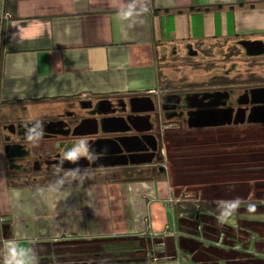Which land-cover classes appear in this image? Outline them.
<instances>
[{"label": "crops", "instance_id": "1", "mask_svg": "<svg viewBox=\"0 0 264 264\" xmlns=\"http://www.w3.org/2000/svg\"><path fill=\"white\" fill-rule=\"evenodd\" d=\"M256 1L264 0H16L15 15L5 12L3 16L0 174L4 172L7 179V162L12 158L25 171L23 160L41 154L36 148L41 139L33 143L25 135L34 125L36 133L45 132L41 124L49 125L46 133H59L49 128L72 132L74 139L59 146L63 155L82 137L87 139L90 131L71 125L86 116L79 110L85 109L82 102L115 95L155 98L161 95V81L167 85L172 79L188 81L175 84L177 90L192 88L201 82L193 79V73L207 74L208 70L189 60L199 58L198 44L208 48L238 41L247 53L246 44L254 42L261 44L257 54L264 52V7L240 6ZM131 3L135 4L134 14L120 18V10ZM207 5L215 9L171 16L157 12ZM256 32L261 34L252 35ZM246 33L251 35L242 36ZM66 116L73 119L52 125ZM97 129L111 132L99 123ZM185 130L190 133V145H165L167 155L173 151L176 162L189 159L191 169L183 170L185 181L205 184L204 191L209 183L206 200L229 204L239 197L242 201L224 223L217 215L201 216L213 241L226 234L224 246L206 248L202 241L163 231L165 224L170 229L177 226L169 206L167 174L124 181L104 175V170H87L90 175H82V180L67 179L70 183L66 181L59 192L50 190L52 182L23 183V177L18 183L0 180L3 255L5 242L15 240L31 247L39 264H127L136 259L140 263L148 253V241L152 254L147 257H161L172 247L180 249L184 264H264V219L238 218L241 213L264 214V119ZM13 141L25 151L29 149L27 158L11 152ZM79 161L74 166L86 171ZM196 163L198 167L192 166ZM222 167L232 172L224 183L213 177ZM249 203L256 205L255 212L248 211ZM136 238L144 240L145 247L140 244L142 250L128 256L119 254V260L99 254L102 244Z\"/></svg>", "mask_w": 264, "mask_h": 264}, {"label": "flooded vegetation", "instance_id": "2", "mask_svg": "<svg viewBox=\"0 0 264 264\" xmlns=\"http://www.w3.org/2000/svg\"><path fill=\"white\" fill-rule=\"evenodd\" d=\"M245 48L248 53H256L262 49L258 44L254 46H248L246 44ZM219 82H223V84L211 85L208 81H201L203 86L200 82L195 83L192 88L185 87L182 89L187 91L185 93L177 91L175 88L174 90L170 89L169 92H161V95L156 96L155 98L148 97L149 94L148 96H146V94L137 96L115 95L114 97L107 96L98 99L96 102L94 98L85 101L84 110L87 111L86 116L81 117L78 121L71 124L75 125V127L82 126L84 130L90 131L88 152L92 156L93 161L90 162L88 158L81 157L79 159L80 161H78L85 165V167L82 168L86 170H104V174L109 177H121V168L128 165H139L144 172L152 174L153 177L155 175L158 176L161 173L167 174L168 180L171 182L170 190L174 194L173 195L172 192L170 193V199L173 197L177 202L195 199L197 197L195 193L188 192L184 190V188L175 190L172 185V180L176 178L175 171L178 169L179 164H183L184 169L189 170L190 165H187L189 159L184 163H178L172 158L175 154L169 152V157H167V152L164 148L165 145L171 147L172 143H191L190 133L187 130L174 132V129L170 128L174 127L176 124H179L181 127V123L183 124V122H185L184 124L186 125L183 124L184 128L194 129L187 127V121L190 116L188 111L191 108V105H194L195 107L196 112L194 114L197 115L196 119H206L204 125L206 128H208V126L212 128L223 127L226 124L237 125L244 123L245 121L247 122L248 119L251 121L254 119L256 120L258 118V108L261 106L260 103L252 101V91L257 87H263L264 84L256 85L258 82H252L246 83L247 85L249 84V86L245 85L235 88L236 85H240L236 80H222ZM171 86L176 87L174 84L169 87ZM241 87L243 88L240 89ZM238 89H240V91H238ZM183 104L187 106L186 111L182 108ZM103 110H106L108 113L103 112ZM167 111H170V114L167 113ZM161 112L163 114L162 117L161 115L158 117V114H161ZM105 114H107V117L104 118L103 116ZM155 114H157V119L154 120ZM260 114L264 115V112H260ZM97 117H100V122H97ZM68 118L73 119L66 116L64 119L59 120V123L57 122L52 125L57 126L65 124L69 121ZM97 123L104 127L111 128V132L108 133L103 129L98 130ZM158 123H160L159 126H157ZM41 126L45 132L40 138V146L46 149L33 159L30 169L24 168V170L34 173L47 172L49 175L53 176L55 174L64 175L67 170L77 168L74 166L75 163L65 160L62 166L63 170L59 173L57 172L59 162L64 158L62 151H59V146L74 139L72 132L63 134L60 133L63 132L62 129L58 130L49 128V131H59V133H46V130H48L46 127L49 125L44 126L41 124ZM40 132L41 130L39 133ZM147 135L155 137L157 146L153 156L148 160L146 153L151 149L149 148V145H147V137H145ZM43 139L45 141H43ZM149 141L151 142V140ZM10 146H12L11 152L18 155L21 147L20 143L13 141ZM50 151H52V153ZM24 152L25 153L22 157L27 158L29 152L25 150ZM120 153L127 155L126 162H124V160H119L118 163L114 161L116 156ZM169 160L176 166H174L175 169L170 168V164L172 163ZM41 161L45 162L46 166L47 163L51 162L54 168L48 169L46 167L47 169H41V165L43 164ZM97 164H101V167H103V164V169L95 167ZM188 184L189 187H192L191 183ZM204 193L205 192H202L200 194L201 198L205 197ZM200 201H202V199H200ZM171 211L173 218L177 222L178 231L185 233V238H188L192 232L197 234L198 227L200 226L202 237L204 240H207V243L203 242V246L208 248L214 245V241L209 238L208 233L205 232V225L201 222V216H197L193 219L189 217H176L174 216L172 209ZM181 222H183L184 225L194 224V231H189L186 229V226L185 229L180 228ZM166 227L170 229V225L165 224L164 229ZM177 229L176 227L170 229L175 232V235L173 236H176ZM203 234L206 235L205 238ZM143 242L144 240L138 238L131 241L132 246L134 247V249H131V252H134V250H136L135 252L142 250L139 246L141 244V247H145V242ZM145 244L147 245L146 251L148 252V255L151 253L150 244L148 241ZM222 246H224V243ZM172 254L178 257L180 255L183 259L180 264H184L185 257L180 249L174 248L172 252L165 251L161 257H176ZM147 255L144 256V260L148 258ZM136 260L131 262L137 264L138 262Z\"/></svg>", "mask_w": 264, "mask_h": 264}, {"label": "rangeland", "instance_id": "3", "mask_svg": "<svg viewBox=\"0 0 264 264\" xmlns=\"http://www.w3.org/2000/svg\"><path fill=\"white\" fill-rule=\"evenodd\" d=\"M217 44L214 47L212 45L210 47L207 46L208 48L203 47L201 44H198V46L196 47L200 51L199 58H197V59L191 58L189 60H191L193 63L195 61H197V64H199V65L202 64L201 66L208 68V70H207V74H205V72H203V71H199V70L195 71L193 73L194 74L193 79L195 81L219 82L222 80L230 81L233 79V80H236V82H238L240 84L238 86L236 85V87H235V88H238L240 86L247 85L246 83L249 80L260 81V80L264 79V52H260L258 54H257V52L256 53H248V52L245 53L243 51L244 49L242 47V46H244V44H241L238 41L232 42L229 40L228 42H225L223 44H220V43H217ZM190 80H191V78H190ZM170 82L174 85L175 84L185 85V82H188V81L182 80V81H179L177 83L176 80L172 79V81H170ZM172 84H167V85L170 86ZM200 84H201V82H200ZM258 84H260V83H258ZM163 85H165V83L163 81H161L160 86H159L161 91H162L161 87ZM247 86H249V84ZM212 87H214V86H212ZM242 88L243 87H241L240 89H242ZM240 89H238V91H240ZM177 91H181L183 93L187 92L186 90H182V89L177 90ZM29 106H32L33 109H35L33 105H29ZM182 107L186 108L187 106L184 104ZM79 110L80 111L82 110L83 112H87L84 109H79ZM160 115L162 117V115H163L162 112H161V114H158V117H160ZM155 119H157V114L154 115V120ZM154 120H153V122H154ZM184 123L185 122H183V124ZM159 124L160 123H158L157 126H159ZM183 124L181 123V127L179 124H176L174 127L170 128V129H174V132L184 131L186 128H184ZM184 125H186V124H184ZM81 139L87 140V143H88L89 136H87V139L85 138V136L82 137ZM185 145H187V144H185ZM36 148H38L37 150L43 151V148L40 146V144ZM165 150L168 154V150L166 148H165ZM50 152L52 153V151H50ZM32 154H34V152H32ZM167 157H169V156L167 155ZM34 158L35 157L33 156V157H29L27 159H24L23 163H22L24 168L30 169V167L32 166V161ZM41 162L43 163L41 165L42 166L41 169H44L46 167L48 169L54 168L53 164L51 162L47 163V166H46L45 162H43V161H41ZM170 162L172 163V161H170ZM174 166L175 165H173V163L170 164L171 169L174 168ZM192 166L198 167V163L193 164ZM190 169L191 168H189V170ZM183 170H185L183 164H179L178 169L175 171L176 178L172 180V185H173L174 189L179 190L181 188H184V190L196 194L197 197L193 200L203 199L200 197V194L202 192H204L203 184H195V185L191 184L192 187H189V184L187 183L188 181H185V178H184L185 173ZM189 170H185V171H189ZM90 173L91 172H89L87 170L86 171L81 170V175H90ZM231 175H232V172L224 169L223 167L213 173V177L215 179H219L223 183L226 179L231 178ZM61 176H64V175H61ZM61 176H59V177H61ZM186 176H190V173H187ZM59 177L48 176V177H44V178H36V179H33V181H32V179L25 176V177H23L24 180L22 182L23 183H32V182H35L34 180H39V182H46V181H49L50 179L54 180L53 178H59ZM67 179H71V177H68ZM0 180H2L3 183L6 182L7 179L5 180L4 172L2 175L0 174ZM208 186H209V183L206 184V191L205 192L210 191V190H208ZM172 194H173V192H172ZM171 200L173 203L177 202L173 197L171 198ZM245 216L264 219V214H249V213H241L238 215V218H245ZM175 227L177 229L176 225H175ZM223 235L225 236L226 234L223 233ZM176 236L185 237L186 234L178 231V229H177ZM176 236H174V237H176ZM188 238L194 239L196 241H202L204 243H207V240L203 239L202 233L200 230L198 231L197 234L192 232L188 236ZM130 247H133L131 242L122 243V244H117V243L102 244L101 248L99 250V254L101 257L106 258V259H113L114 258L115 260H119V259H121L118 256L119 254L120 255H126V256H128L129 254H132V252H131L132 248H130ZM239 247H237V248H239ZM157 256H158V254H157ZM179 260L180 261L183 260L181 256L179 257Z\"/></svg>", "mask_w": 264, "mask_h": 264}, {"label": "trees", "instance_id": "4", "mask_svg": "<svg viewBox=\"0 0 264 264\" xmlns=\"http://www.w3.org/2000/svg\"><path fill=\"white\" fill-rule=\"evenodd\" d=\"M245 5L246 7L249 8H255V7H259L262 6L264 7V1H256V2H247L245 4H242L240 6ZM216 8L219 6H215ZM229 8H234V5H230ZM215 9L213 5H207V6H190V7H175V8H169V9H158L157 12H162L165 15L171 16V15H176V14H182V13H193L195 11L201 12V11H209ZM3 10L5 12H8L9 15L14 16L16 11V0H5V3L3 5ZM0 28H1V32H0V63H1V55H2V50H1V45L3 42V26L5 23V19H1L0 20ZM264 34V32H261ZM259 32L253 33L254 34H261ZM251 34H242V36H248ZM2 75V71H1V64H0V78ZM252 82H258L260 84H256V85H262L264 84V79L260 80V81H254V80H249L247 83H252ZM166 84V83H165ZM211 85H217V84H223V82H210ZM203 86V84H201ZM162 91L161 92H169L170 89H175V86H171L169 87V85H163L162 87ZM259 88V87H257ZM262 106V105H261ZM260 106V107H261ZM194 108V109H192ZM164 110V109H163ZM196 112L194 105H191V108L189 109L188 113L190 114L188 121H187V127L189 128H194V127H198V126H204L205 125V120L206 119H196L197 115H195L194 113ZM260 112H264V109H260L259 111H257V117L259 119H264V115L260 114ZM167 113L170 114V111H167ZM256 117V115H255ZM187 145H190L189 143H185ZM182 144V145H185ZM172 147H175V143L171 144ZM142 146V145H140ZM12 146H10L9 149H11ZM27 151L29 152V149H27ZM65 151L67 152L68 150L65 149ZM173 152V151H172ZM24 149L23 147H20V151H19V156H23L24 155ZM174 153V152H173ZM175 156V155H174ZM10 163L7 162L8 164V169H7V174L6 177L8 179L9 183H18L22 177H29L30 179H36V178H44V177H48V173L47 172H28V171H22L20 170L19 166L16 163V161L14 160V158L10 159ZM99 164L96 165V167H98ZM122 171L121 173V179L124 181H133V180H138L144 177H153L152 174H147L146 172H144V170L141 169V166L139 165H128L124 168H121ZM29 173V174H28ZM147 174V176H146ZM57 175V174H55ZM52 176V175H49ZM35 184H44V183H50L51 182L54 184L55 182L53 180H49L46 182H39V180H34ZM190 183V182H187ZM205 185L203 184V187ZM205 192V191H204ZM205 195V193H204ZM206 198V197H204ZM227 206L228 203L224 202V201H209L206 199H202V201L198 200V201H194V200H188V201H181V202H175L172 204V210H173V214L176 217H184V218H195L197 216H209L210 215H219V213L227 210ZM232 216V215H231ZM231 216H229L228 218H230ZM188 229L189 231H194L195 227L194 224H188V225H184L183 222L180 223V227L185 229ZM167 252H172L173 248H169L167 247ZM152 254V253H151ZM149 254V255H151ZM151 258V257H148ZM130 262H128L127 264H129ZM0 264H3V246L2 243L0 241ZM124 264V263H121Z\"/></svg>", "mask_w": 264, "mask_h": 264}, {"label": "clouds", "instance_id": "5", "mask_svg": "<svg viewBox=\"0 0 264 264\" xmlns=\"http://www.w3.org/2000/svg\"><path fill=\"white\" fill-rule=\"evenodd\" d=\"M147 8H144L143 11H147ZM135 12V4L131 3L126 6V10L121 9L119 13V17L123 19H127L128 17H131ZM39 124V121H37V125ZM27 139L30 142H37L43 135L44 132L41 130L40 133H36V125H34L31 128H27V131L25 133ZM89 145L87 143V140L81 139L79 140L73 148L68 150L64 153V158L59 162V165L57 167V172L59 173L62 171V166L65 160L77 163L78 160L81 157L88 158L90 162H92V156L88 152ZM71 177L72 180H82L84 179V176L81 175V170L79 167L72 168L67 170L64 173V176L59 177L56 182L50 186V190L54 192H59L64 184L67 181V178ZM70 183V181H67ZM242 201L239 197L234 198L227 206V210L219 213L217 216V219L224 223L227 221L228 217L231 216L234 212H236ZM256 205L254 203L248 204V211L249 212H255ZM3 264H39V258L36 254V252L31 247H25L19 244L18 241L12 240V241H6L4 245V255H3Z\"/></svg>", "mask_w": 264, "mask_h": 264}, {"label": "built area", "instance_id": "6", "mask_svg": "<svg viewBox=\"0 0 264 264\" xmlns=\"http://www.w3.org/2000/svg\"><path fill=\"white\" fill-rule=\"evenodd\" d=\"M4 3H5V0H0V20L3 19L4 13H5V11L3 10ZM6 14H8V13H5V15ZM0 32H1V28H0ZM83 97L87 98V96H83ZM194 201H198V200H194ZM172 204H173V202L170 199V203H169L170 208L172 207ZM199 230L201 231L200 226L198 227V231ZM163 231L167 232L171 236L175 235V232L171 231L167 227ZM205 232H207L206 229H205ZM224 241H225L224 235L220 234V237L214 241V245L221 247L223 245ZM173 256H176V255H173ZM179 257H180V255H179ZM179 257L178 256H176L174 258H171L170 256L157 257L154 255L151 258L145 259L144 262H140V263L138 262L137 264H180L181 261L179 260ZM129 264H133V263H129Z\"/></svg>", "mask_w": 264, "mask_h": 264}, {"label": "water", "instance_id": "7", "mask_svg": "<svg viewBox=\"0 0 264 264\" xmlns=\"http://www.w3.org/2000/svg\"><path fill=\"white\" fill-rule=\"evenodd\" d=\"M256 44L257 43L252 42L250 45L251 46H254ZM252 95H253L252 101L253 102H256V103H260L262 105L261 107L258 108V110L264 109V86L254 89L252 91ZM84 103L85 102H82L81 105L85 107ZM145 137H147V145H149V148L151 149L150 150L151 152L148 151L146 153L147 154V160H148V159H150L153 156V153L157 149V146H156V139H155L154 136L147 135ZM149 140H151V142ZM126 158H127V155H125L123 153H120V154H118V156H116V158L114 159V161L116 163H118L119 160H124V162H126Z\"/></svg>", "mask_w": 264, "mask_h": 264}]
</instances>
